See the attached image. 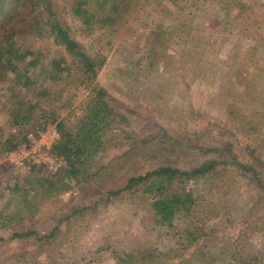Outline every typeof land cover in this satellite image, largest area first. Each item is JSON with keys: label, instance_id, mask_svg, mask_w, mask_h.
<instances>
[{"label": "rangeland", "instance_id": "374dc122", "mask_svg": "<svg viewBox=\"0 0 264 264\" xmlns=\"http://www.w3.org/2000/svg\"><path fill=\"white\" fill-rule=\"evenodd\" d=\"M9 1L0 0V22L13 11ZM88 1L99 19L111 10L112 0ZM52 3L70 36L103 59L97 81L130 121L127 129L163 138L167 152L161 162L188 169L205 158L204 149L229 146L264 183V0H125L115 24L89 28L73 14L72 0ZM27 39L41 59L34 70L39 83H47L53 60L71 62L45 33ZM4 85L2 135L13 132ZM73 92L78 100L69 109L70 124L80 119L86 96L79 87ZM45 124L31 121L24 133L38 136L54 128ZM121 150L107 147L93 160L107 162ZM7 152L0 151V264H122L125 253L130 264H229L264 247V184L250 171L219 166L185 182L204 199L208 216L206 237L187 247L176 233L185 221L157 225L145 195L107 198L96 184L50 195L34 182L64 165L53 172L5 157ZM142 161L145 168L155 165ZM14 232L30 234L12 237Z\"/></svg>", "mask_w": 264, "mask_h": 264}, {"label": "trees", "instance_id": "16d2710c", "mask_svg": "<svg viewBox=\"0 0 264 264\" xmlns=\"http://www.w3.org/2000/svg\"><path fill=\"white\" fill-rule=\"evenodd\" d=\"M72 1L73 14L80 17L87 28L95 24H115V18L125 3V0H112L109 13L99 19L96 12L89 10L88 0ZM4 2L1 5L8 3ZM13 2V11L0 22V83L3 82L10 91L6 107L13 132L0 134V151L9 152L26 142L24 127L31 121L54 126L59 138L51 153L63 157L65 165L56 173L45 172V177H38L34 182L37 187L51 195L52 191L61 193L74 185L85 189V184H96L94 187L104 189L107 198H119L124 194L129 197L145 195L157 225L176 227L175 220L185 221V226L176 233L178 239L190 247L206 237L204 227L208 216L203 210L204 199L196 197L185 182L216 173L219 166L232 165L250 171L252 177L262 184L256 168L239 161L229 146L204 149L205 158L188 169L161 162L160 157H166L167 152L163 138L159 141L153 135L140 136L127 129L130 121L112 104L107 91L97 81L103 59L88 54L83 45L70 36L60 23L52 0ZM204 11L207 12L205 8ZM236 20L237 16H233L232 23ZM44 33L65 50L71 62L65 57L53 60L48 66L47 83L43 80L39 83L40 77L34 74V70L41 59L38 50L25 41L27 36L36 38ZM76 75H80V80ZM73 86L82 88L86 96L80 101V119L70 124L67 115L78 100L75 92L70 93ZM107 147L122 150L107 162L95 163L93 159ZM142 160H154L155 165L145 168ZM140 168L144 169L140 171ZM107 183L108 187L105 186ZM29 234L14 232L12 237ZM126 257L130 255L120 256L122 264H130ZM229 264H264V247L256 253L237 256Z\"/></svg>", "mask_w": 264, "mask_h": 264}, {"label": "built area", "instance_id": "2783aa9c", "mask_svg": "<svg viewBox=\"0 0 264 264\" xmlns=\"http://www.w3.org/2000/svg\"><path fill=\"white\" fill-rule=\"evenodd\" d=\"M38 134V136L28 134V140L16 149L7 152L6 156L15 159L17 162L42 165L54 172L65 165L64 159L57 158L51 153L52 145L59 138V133L55 128L48 127L46 130L38 132Z\"/></svg>", "mask_w": 264, "mask_h": 264}]
</instances>
